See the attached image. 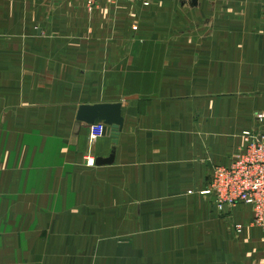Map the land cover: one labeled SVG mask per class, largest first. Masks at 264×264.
<instances>
[{
    "label": "crops",
    "instance_id": "crops-1",
    "mask_svg": "<svg viewBox=\"0 0 264 264\" xmlns=\"http://www.w3.org/2000/svg\"><path fill=\"white\" fill-rule=\"evenodd\" d=\"M152 1L0 0V264H264L252 207L205 194L264 141V0Z\"/></svg>",
    "mask_w": 264,
    "mask_h": 264
},
{
    "label": "built area",
    "instance_id": "built-area-1",
    "mask_svg": "<svg viewBox=\"0 0 264 264\" xmlns=\"http://www.w3.org/2000/svg\"><path fill=\"white\" fill-rule=\"evenodd\" d=\"M120 0H86L88 7L98 9L101 5H116ZM149 6V0H144ZM262 117H260L261 119ZM91 141L103 136V126H91ZM246 146L240 150L227 166L213 170L210 188L205 192L212 195L220 207L244 204L252 207L255 227L264 230V141L249 132L245 133ZM90 164H94L91 159ZM241 230V226H237Z\"/></svg>",
    "mask_w": 264,
    "mask_h": 264
},
{
    "label": "water",
    "instance_id": "water-1",
    "mask_svg": "<svg viewBox=\"0 0 264 264\" xmlns=\"http://www.w3.org/2000/svg\"><path fill=\"white\" fill-rule=\"evenodd\" d=\"M77 120L88 126H103V136H110L113 148L108 158H98L96 165L112 164L115 160L117 144L124 127L121 103H102L94 105H81L78 109Z\"/></svg>",
    "mask_w": 264,
    "mask_h": 264
},
{
    "label": "rangeland",
    "instance_id": "rangeland-1",
    "mask_svg": "<svg viewBox=\"0 0 264 264\" xmlns=\"http://www.w3.org/2000/svg\"><path fill=\"white\" fill-rule=\"evenodd\" d=\"M121 1V0H120ZM119 1V2H120ZM62 2H63V0H57V4H56V7L57 8H60V7H62L63 5H62ZM118 2V3H119ZM136 2V1H135ZM153 2V3H152ZM118 3L116 4V5H112V6H108V7H110V8H114L115 6H117L118 5ZM143 4H144V0H143ZM149 4H154V1H152V0H149ZM101 7V6H100ZM147 7H150V6H147ZM152 7V6H151ZM116 8V7H115ZM96 10H98V9H94V8H87L86 7V11H87V14L89 15V16H92L93 15V12L94 11H96ZM137 13H139L140 14V12L139 11H136V10H134L133 11V14H135V16H133V18H131V20L133 21V23H132V25H133V31L137 34V33H139L138 31L139 30H141V25H140V23H139V18H138V15H137ZM87 23H88V21H87ZM261 117V116H260ZM260 117H259V119H260Z\"/></svg>",
    "mask_w": 264,
    "mask_h": 264
}]
</instances>
